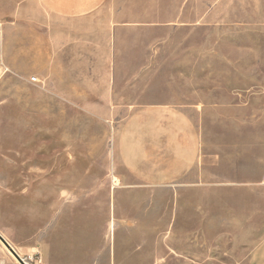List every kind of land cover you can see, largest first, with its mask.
<instances>
[{
    "label": "rangeland",
    "instance_id": "obj_1",
    "mask_svg": "<svg viewBox=\"0 0 264 264\" xmlns=\"http://www.w3.org/2000/svg\"><path fill=\"white\" fill-rule=\"evenodd\" d=\"M113 1L112 104L51 82L44 42L41 58L5 66L0 235L27 264H264V0ZM0 22L15 62V15ZM148 104L183 109L199 132L182 178L120 164L118 132ZM0 264H19L1 242Z\"/></svg>",
    "mask_w": 264,
    "mask_h": 264
},
{
    "label": "crops",
    "instance_id": "obj_2",
    "mask_svg": "<svg viewBox=\"0 0 264 264\" xmlns=\"http://www.w3.org/2000/svg\"><path fill=\"white\" fill-rule=\"evenodd\" d=\"M19 1L21 4L12 11L0 0V20L14 15L16 18L17 52V59L12 62L6 43L13 31L2 26L0 62L7 67L21 66L26 57L34 62L43 56L44 42L43 72L51 82L63 76L64 80L95 95L101 105L112 104L117 98L114 90L120 85L117 73L121 24L116 3L112 0ZM28 41L32 42L31 47ZM117 151L120 164L129 174L162 184L184 177L197 166L200 137L183 109L173 104H148L136 108L125 119L118 132Z\"/></svg>",
    "mask_w": 264,
    "mask_h": 264
},
{
    "label": "water",
    "instance_id": "obj_3",
    "mask_svg": "<svg viewBox=\"0 0 264 264\" xmlns=\"http://www.w3.org/2000/svg\"><path fill=\"white\" fill-rule=\"evenodd\" d=\"M0 242L4 245L7 251L16 259L19 264H26L25 260L11 247V245L0 235Z\"/></svg>",
    "mask_w": 264,
    "mask_h": 264
},
{
    "label": "built area",
    "instance_id": "obj_4",
    "mask_svg": "<svg viewBox=\"0 0 264 264\" xmlns=\"http://www.w3.org/2000/svg\"><path fill=\"white\" fill-rule=\"evenodd\" d=\"M2 29V24L0 23V33ZM8 70L5 68V66L0 62V78L7 72ZM32 82H36L37 79L35 77L31 78Z\"/></svg>",
    "mask_w": 264,
    "mask_h": 264
},
{
    "label": "bare ground",
    "instance_id": "obj_5",
    "mask_svg": "<svg viewBox=\"0 0 264 264\" xmlns=\"http://www.w3.org/2000/svg\"><path fill=\"white\" fill-rule=\"evenodd\" d=\"M112 183H114V182H112ZM111 226H112V224H111ZM26 264H27V262H26Z\"/></svg>",
    "mask_w": 264,
    "mask_h": 264
}]
</instances>
